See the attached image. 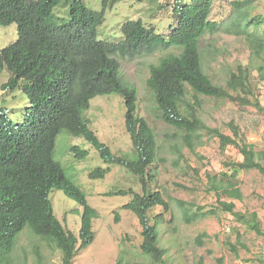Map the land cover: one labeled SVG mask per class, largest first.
<instances>
[{
    "label": "trees",
    "instance_id": "trees-1",
    "mask_svg": "<svg viewBox=\"0 0 264 264\" xmlns=\"http://www.w3.org/2000/svg\"><path fill=\"white\" fill-rule=\"evenodd\" d=\"M118 1L101 0V9L95 10L82 0H0V25L14 22L19 33L14 43L0 51V73L4 68L12 73L3 87H19L28 98L21 122H12L0 111V264H13L16 240L25 227L59 250L60 264H72L78 252L94 240L92 221L98 211L54 158L55 138L61 131L83 138L98 152L104 166L93 168L90 178L102 179L111 165L123 166L136 176L141 192L130 187L116 194L131 195L125 208L141 227V252L153 264H169L165 249L159 245L157 225L170 224L176 213L157 186L155 135L145 118L136 113V90L121 79L118 58L147 56L179 46V53H166L149 65L146 84L160 118L184 131L183 141L192 151V140L200 131L217 137L221 148L237 147L243 158L227 163L233 174L242 169H257L264 174L263 163L253 145L240 135L238 126L231 124V135L224 134L206 126L199 115L203 97L240 100L261 108L257 101L252 103L240 95L252 92L248 67L238 65L224 85L215 83L203 69L199 48L205 34L224 31L243 38L250 58L262 59L264 15L251 12L252 0H227L231 10L221 20L211 19L215 0H174L166 29H158V20L149 21L155 15L152 12L146 21L124 20L119 35L113 39L98 38V27ZM166 6L159 2L156 8ZM253 68L264 80L263 66ZM111 93L123 100L124 127L131 143L130 151L121 155L114 154L98 139L85 116L92 98ZM69 150L78 160L88 156V149L76 144ZM221 175L229 176L225 171ZM218 183L211 185L225 195L241 198L230 176L226 183L222 179ZM53 189L62 190L82 207L77 235L55 216L49 198ZM222 204L225 210L233 211L232 202ZM159 207L162 210L154 213ZM177 207L186 223L197 218L180 203ZM252 226L258 231L256 223ZM34 250L36 264H42L39 246L35 245ZM215 264H224L223 257H218Z\"/></svg>",
    "mask_w": 264,
    "mask_h": 264
},
{
    "label": "rangeland",
    "instance_id": "rangeland-1",
    "mask_svg": "<svg viewBox=\"0 0 264 264\" xmlns=\"http://www.w3.org/2000/svg\"><path fill=\"white\" fill-rule=\"evenodd\" d=\"M82 1L92 9H101V0ZM159 2L167 6L156 8ZM173 4L174 0H156L155 3L121 0L106 13L104 23L97 29V37L113 39L119 35L124 20L141 18L146 21L152 12L155 15L149 21L156 23L158 20V29H166ZM252 5L253 14L264 15V0H252ZM230 10L227 0H215L211 19L221 20ZM17 37L15 23L0 26V48ZM199 48L203 69L215 83L224 85L230 71L236 70L238 65L250 70L252 92L240 95L252 103L257 101L261 108L245 105L240 100L202 96L199 115L206 126L224 134L231 135V124L238 126L240 135L246 143L253 145L264 165V80L253 68L257 64L264 68V56L258 60L250 58V49L243 38L224 31L205 34L200 39ZM180 49L172 45L147 56L119 58L121 79L136 90V113L145 118L155 135L157 186L164 191L176 213L170 224L157 225L159 245L165 249V259L169 264H215L218 257H223L224 264H264V174L257 169H242L233 174L234 170L227 163L241 160V153L233 145L221 148L218 138L206 131H200L192 140L194 150H190L183 141L184 131L160 118L153 94L147 87L149 65L166 53H179ZM9 77L10 71L4 68L0 73V111L12 122H21L28 99L19 87H3ZM124 110L122 98L111 93L92 98L85 112L98 139L116 155L131 149L124 127ZM74 144L88 149L85 159L73 157L69 149ZM54 158L62 164L66 175L84 191L88 203L98 211V217L92 221L94 240L78 252L72 264H153L139 248L142 238L137 218L125 208L131 195L116 194V191L130 187L141 192V183L137 182L136 176L123 166L111 165L102 179L90 178L88 175L93 168L104 166L98 152L83 138L65 131L55 139ZM224 171L240 189V199L212 187V182L216 184L220 179L227 182L229 176L221 175ZM49 198L55 216L77 235L82 207L60 189L51 190ZM223 202H232L233 211L225 210ZM179 203L189 214L195 213L197 218L186 223L177 207ZM161 210L156 208L154 213ZM168 214H165L167 221ZM255 223L259 232L252 226ZM35 245L40 248L42 264H60L59 250L39 239L28 227L16 240L13 264H36Z\"/></svg>",
    "mask_w": 264,
    "mask_h": 264
},
{
    "label": "clouds",
    "instance_id": "clouds-1",
    "mask_svg": "<svg viewBox=\"0 0 264 264\" xmlns=\"http://www.w3.org/2000/svg\"><path fill=\"white\" fill-rule=\"evenodd\" d=\"M121 1V0H120ZM119 2V1H118ZM14 23V22H13ZM10 24V23H9ZM16 24V23H15ZM8 25V24H7ZM1 26V25H0ZM101 26V25H100ZM16 27H17V24H16ZM17 34H18V37H17V39L19 38V33H18V30H17ZM16 39V40H17ZM15 40V41H16ZM15 41H13L12 43H14ZM12 43H10V44H12ZM9 44V45H10ZM9 45H7V46H9ZM7 46H5V47H3V48H0V51L2 50V49H4V48H6ZM118 60H119V58H118ZM119 65H120V63H119ZM9 70V69H8ZM10 71V70H9ZM12 75V73H11V71H10V76ZM10 78V77H9ZM4 86V85H3ZM28 99V98H27ZM27 106H28V104H27ZM24 112H25V110H24ZM5 114V113H4ZM6 116V115H5ZM8 118V117H7ZM58 135V134H57ZM57 137V136H56ZM56 139V138H55Z\"/></svg>",
    "mask_w": 264,
    "mask_h": 264
}]
</instances>
